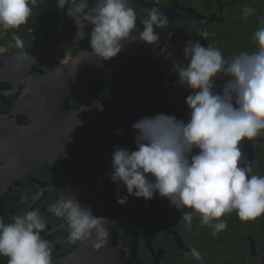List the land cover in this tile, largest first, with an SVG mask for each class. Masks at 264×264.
I'll return each instance as SVG.
<instances>
[{
    "label": "clouds",
    "instance_id": "obj_1",
    "mask_svg": "<svg viewBox=\"0 0 264 264\" xmlns=\"http://www.w3.org/2000/svg\"><path fill=\"white\" fill-rule=\"evenodd\" d=\"M45 3L0 0V29L28 23L33 7ZM151 5L142 8L134 0H56L57 10L74 19L77 38L83 39L85 26L90 27L95 57L114 58L130 40L155 45L172 61L175 83L190 91L185 99L187 120L163 112L143 117L131 125L135 149L114 145L109 179L117 185V203L126 204L129 196L152 200L159 194L181 213L187 229L198 218L199 225L210 227L216 236L227 229L226 217L233 212L245 221L264 214V175L253 173L240 147L245 138L264 135V27L253 33L254 51L225 56L213 44L188 40L181 60L174 49L169 51L170 40L161 46L160 30L169 28L170 20L158 3ZM255 11L245 6L243 15ZM13 39L16 47L22 46L20 37ZM97 106L103 110V105ZM117 135H124L123 130ZM121 189L127 195H120ZM50 211L66 223L69 241L91 242L96 249L109 244V225L117 224L94 215L70 186L60 191ZM47 231L46 220L36 210L21 211L8 221L0 217V257H6L7 264H56ZM189 253L203 259L196 248Z\"/></svg>",
    "mask_w": 264,
    "mask_h": 264
},
{
    "label": "flooded vegetation",
    "instance_id": "obj_2",
    "mask_svg": "<svg viewBox=\"0 0 264 264\" xmlns=\"http://www.w3.org/2000/svg\"><path fill=\"white\" fill-rule=\"evenodd\" d=\"M144 2L149 5L158 3L163 10H169L166 15L170 20V26L165 31L181 33L179 30L175 32V29L186 25L188 30L182 31L183 33L200 35L209 43H211L210 38L213 33L206 29L208 24L217 27L225 22V18H228V16H219L218 10L221 11L222 8L217 6H215V11L207 14L201 11L205 17L211 16L210 21L203 22L198 20L194 11H181L183 7L185 9L194 8L198 12V4L185 5L179 0H144ZM232 2V0H225L228 5ZM37 5L45 12L44 24L30 30L29 35L22 39L24 42L22 48L0 47V129H5L4 114H11L21 122H31L33 117L26 113L29 108L21 111L16 106H19L21 100L32 99L29 89L33 87L35 76L41 75L42 72L49 73L63 66L89 41L88 39L70 46L65 49L64 55L55 51L52 57L41 64L27 60L11 64L4 58L5 53L33 52L37 54L45 49V45L50 42L48 36H42L46 28L52 26L50 32L57 41L61 42L77 30L72 18H68L65 13L57 10L56 1L46 0L45 4ZM215 14L217 18L213 19L212 15ZM174 56L177 59H183L181 54H174ZM117 64L121 65L100 70L79 83L70 104L80 106L87 100L96 103L104 99L110 106L115 107L116 94L110 86H116L125 93L131 111L142 117L153 116L161 112L173 114L171 101H175L179 106V119H188L185 99L190 91L175 83L178 76L171 72L172 61L166 59L165 55H139ZM91 81L94 89L83 91ZM80 93L84 95L83 102L72 103V100ZM263 139L259 136L254 140L264 143ZM110 154V150L85 152L63 157L59 161L41 163L20 176L8 191L5 189V184L10 176L7 173H0V180H2L0 183V217L8 221L12 215L21 211H38L48 224L46 238L53 246L52 257L56 264H78L70 255L76 251L79 244L68 240L66 223L56 217L50 208L59 199L60 191L68 186L82 202L75 180L79 176L95 178L94 173L91 174L88 171L92 166L99 167V163ZM8 163H12V160L0 159V169ZM59 184L60 186L56 187ZM141 200L143 205L139 214L134 216L135 219L121 221L118 227L119 243L124 245L126 252L137 242L136 264H264V214L247 221L235 215V222L227 216V229L213 236L212 229L200 226L198 218L194 220L192 229H187L181 213L171 207L169 201L161 198L159 194L152 200L133 196L119 208V214L125 215L135 211L139 208ZM99 206L97 204L98 208ZM90 207L94 215L110 219L107 214L99 215V209H95L94 205ZM185 211H190V209H185ZM191 248H196L203 259H194L189 253ZM186 253H188L187 256ZM0 264H7V258L0 257Z\"/></svg>",
    "mask_w": 264,
    "mask_h": 264
},
{
    "label": "water",
    "instance_id": "obj_3",
    "mask_svg": "<svg viewBox=\"0 0 264 264\" xmlns=\"http://www.w3.org/2000/svg\"><path fill=\"white\" fill-rule=\"evenodd\" d=\"M90 3L94 4L95 0H90ZM134 4L142 8L152 6L144 0H134ZM161 10L165 14L169 11L162 8ZM182 10L194 11L199 21L211 20V16L205 17L194 8L181 7ZM72 21L76 26L74 19ZM51 27L46 28L42 34V36H48L50 42L40 53L8 52L4 54V58L11 64L21 60L41 64L52 57L55 51L64 55L65 49L88 40L90 36L89 27L85 26L83 39L77 38V29L61 42L57 41L50 32ZM168 33L161 31L160 43L163 46L165 41L170 40L172 47L169 51L174 49V54L183 55L184 42L188 40H199L203 44H211L200 35L171 32L172 35L169 37ZM91 52L88 41L80 52L63 66L46 74L35 70L42 73L39 76L35 74L33 87L29 89L32 99L21 100L19 106H16L21 111L29 108L26 113L33 117L32 121L21 122L11 114L3 115L6 125L5 129H0V159L3 158L4 161L10 159L12 163L3 166L0 173H7L10 176L5 184V189L8 191L20 176L41 163L59 161L63 157L78 153L110 150L111 154L99 163V167L92 166L88 171L91 174L94 173L95 178L79 176L75 183L82 198V205L86 207L94 205L95 209H99V215L107 214L110 220L117 224L115 227L109 225L111 238L108 245L96 249L91 242H78L76 251H73L70 256L78 264H136L137 242L126 252L124 245L119 243L118 227L121 221L135 219L134 216L141 211L143 202L141 200L139 208L135 211L125 215L119 214V208L123 204L117 203V185L110 181L109 174L112 171L110 162L114 145L135 149V130L131 125L143 117L131 111L125 93L116 86H110L116 94L115 107L110 106L104 99L96 103L87 100L80 106L71 105L70 100L75 96L79 83L100 70L135 56L164 54L155 45L139 40L126 41L121 52L109 60L95 57ZM220 83L222 85L223 81L221 80ZM171 102L173 114L179 118V106L175 101ZM97 104L103 105V110H100ZM121 129L124 135H117V131ZM257 138L251 140L245 138L240 145L246 158L245 162L252 165L255 161L253 141ZM59 186L60 184L56 187ZM120 195H127L126 190L121 189ZM132 197L129 196L128 201ZM97 204L100 205L99 208Z\"/></svg>",
    "mask_w": 264,
    "mask_h": 264
},
{
    "label": "trees",
    "instance_id": "obj_4",
    "mask_svg": "<svg viewBox=\"0 0 264 264\" xmlns=\"http://www.w3.org/2000/svg\"><path fill=\"white\" fill-rule=\"evenodd\" d=\"M232 4H226L225 0H179L181 4L185 5H195L198 4V12L202 14L208 13L210 11H215V6L221 7V11L218 10L219 16H228L225 18V22L219 24V26L214 27L212 24H208L206 29L213 33L210 38V42L218 47L225 56H233L240 51H254L257 48L256 42L253 40V33L260 27H264V0H232ZM245 6H250L256 9V11L245 17L243 15V8ZM202 11V12H201ZM218 16V17H219ZM213 19L217 18V14L212 15ZM212 19V20H213ZM45 22V12L39 6L33 7L32 15L29 18L28 23L20 25L18 28L3 30L0 29V47H6L10 49H16L15 41L13 36L20 37L21 41L26 36L29 35L31 29H35ZM166 29H164L165 31ZM183 33L188 30V27L175 29V32ZM170 31V30H169ZM172 31V30H171ZM183 31V32H182ZM243 40V41H242ZM22 41V45H23ZM23 46L19 47L22 48ZM121 64L113 65L114 68ZM111 67V66H110ZM108 67V68H110ZM102 71V70H101ZM100 72V71H99ZM96 74V73H95ZM93 74V75H95ZM87 79V78H86ZM116 81V79H115ZM92 81L84 88L83 91H91L94 89L92 86ZM83 94H78L72 103L79 104L83 102ZM260 137L264 138V135ZM264 140V139H263ZM261 141V140H260ZM255 149V161L253 173L261 175L264 173V143L253 141ZM236 213H232L228 216L235 222Z\"/></svg>",
    "mask_w": 264,
    "mask_h": 264
}]
</instances>
